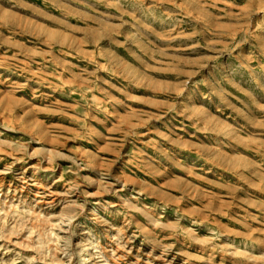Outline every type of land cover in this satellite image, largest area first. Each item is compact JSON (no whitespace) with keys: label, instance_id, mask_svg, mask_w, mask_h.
<instances>
[{"label":"rangeland","instance_id":"obj_1","mask_svg":"<svg viewBox=\"0 0 264 264\" xmlns=\"http://www.w3.org/2000/svg\"><path fill=\"white\" fill-rule=\"evenodd\" d=\"M263 17L0 0V264H264Z\"/></svg>","mask_w":264,"mask_h":264},{"label":"bare ground","instance_id":"obj_2","mask_svg":"<svg viewBox=\"0 0 264 264\" xmlns=\"http://www.w3.org/2000/svg\"><path fill=\"white\" fill-rule=\"evenodd\" d=\"M263 19H264V17H263ZM156 221H157V223H159L158 220H156ZM79 252L81 253V256L78 260V263L79 264H90L92 259H91V252L89 251V246L87 243H84L83 245H81L79 247Z\"/></svg>","mask_w":264,"mask_h":264}]
</instances>
